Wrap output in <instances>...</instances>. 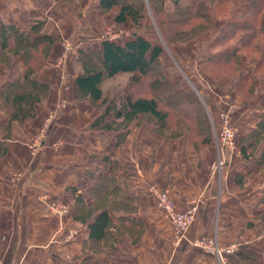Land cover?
<instances>
[{
    "label": "crops",
    "instance_id": "1",
    "mask_svg": "<svg viewBox=\"0 0 264 264\" xmlns=\"http://www.w3.org/2000/svg\"><path fill=\"white\" fill-rule=\"evenodd\" d=\"M40 1L0 0V21L22 31L46 21L44 32H55L59 37L49 66L40 76L51 86V94L44 106H37V118L9 124L7 114L0 110V146L6 147V153L0 154V264H81L85 255L98 264H231L239 249L258 242L264 245L260 220L264 213V172L243 161L240 152L224 153L225 165L218 170L219 153L214 144L195 155L184 149L181 140L166 142L149 133L136 152L132 148L134 132L117 147L110 134L90 129L95 108L90 102H80L75 75H64L65 66L55 62L63 39L77 49H100L109 39V30L103 27L108 16L98 9V0H74L71 5L64 1L61 16L51 13L55 1L46 11L39 8ZM167 7L171 10V5ZM127 25L132 26L131 21ZM67 64L72 68V60ZM4 72L0 65V73ZM3 83L1 79L0 99ZM209 86L205 91L214 97L213 110L231 109L233 121L241 129L253 127L264 113V94H258L251 106H238L234 104L241 99L237 93L226 96ZM50 115L53 119L48 124ZM46 124V131L41 133ZM39 136L40 144L35 142ZM104 167L137 197L134 215L145 228L141 242L121 260L91 251L87 225L75 220V212L80 211L76 194L68 191L79 186L77 193L82 194L86 205H92L94 179ZM129 168L132 177L127 173ZM238 175L245 182L243 189L235 185ZM154 189L167 192L177 212L196 210L183 238H177L169 217L159 209ZM62 206L67 211L60 215L56 208ZM126 215L116 213L114 222ZM202 239L213 240L225 249L235 246L236 250L220 259L193 246Z\"/></svg>",
    "mask_w": 264,
    "mask_h": 264
},
{
    "label": "trees",
    "instance_id": "2",
    "mask_svg": "<svg viewBox=\"0 0 264 264\" xmlns=\"http://www.w3.org/2000/svg\"><path fill=\"white\" fill-rule=\"evenodd\" d=\"M53 1L57 5L52 15L61 16L60 4L74 0H41L39 8L46 11ZM98 9L104 13L118 9L112 26L124 29L131 21L135 30L133 37L123 42L105 39L100 49H81L75 59L81 65L76 75L78 99L102 109L90 129L110 134L117 147L125 144L144 120L168 140L184 138L187 148L197 154L212 143L220 113L228 112L231 125L237 127L231 109L213 110L214 97L205 91L207 87L193 84L186 88L184 80L174 82L164 74V61H170L168 49L175 56L174 45L191 42L203 33H209L210 39L200 47L197 69L215 79L209 88L229 96L237 93L247 106L258 94H264V0H98ZM45 25L46 21H38L22 31L0 21V64L7 68L1 78L0 110L7 114L9 124L35 120L37 106L50 94L51 86L40 80V74L59 37L55 32L45 33ZM120 75H128L129 83L110 98L103 83ZM237 128L242 160L263 170L264 113L253 127ZM142 130L135 139L136 150L149 131ZM5 153L6 147L1 144L0 154ZM106 168L97 179L93 178L92 205H86L82 194L77 193L79 186L68 191L76 194L80 211L75 212V220L87 225L91 251L101 252L97 246L109 243L107 249L113 250L107 256L121 260L141 241L145 228L134 215L137 197ZM131 170H127L130 177ZM235 185L243 187L241 175L236 176ZM116 213L127 215L118 216L115 223ZM260 220L264 228V213ZM121 243L128 244L126 253L118 250ZM235 256L231 264H264V245L258 242L239 249ZM81 264L98 263L85 255Z\"/></svg>",
    "mask_w": 264,
    "mask_h": 264
},
{
    "label": "rangeland",
    "instance_id": "3",
    "mask_svg": "<svg viewBox=\"0 0 264 264\" xmlns=\"http://www.w3.org/2000/svg\"><path fill=\"white\" fill-rule=\"evenodd\" d=\"M75 1H79V0H75ZM68 2H69L70 5L73 3V1H68ZM115 13H116L115 10H113L110 13H105L108 16V18L104 21L103 27L105 29L109 30V39L110 40L119 41V42H123L126 39L132 38L133 37V32L135 31L132 26L126 25L124 27V29H119V28H115L114 26H112L111 22H112V18L114 17ZM220 25L221 24H218L216 26V28H219ZM209 39H210V34L206 32V33L201 34L198 38H196L195 40H193L191 42L174 45L172 48L174 50L173 52H174L175 56H173V53L172 54L169 53V49H168L167 53H168V56L170 58V61L166 60V59L164 61V64H165V66H164V68H165L164 74L168 75L169 77H171V80L174 81V82H177L178 81V80H176L177 77H180L179 78L180 80H184L186 82L185 83L186 88H189V87L193 86L191 84H194L195 87L196 86L200 87V86L203 85V86H205L207 88H208V85L210 84L211 87H213L215 79L212 76H210L209 74L202 73V72H200L197 69V57H198V53H199L200 47L204 43H206ZM58 40H59V38H58ZM61 47H62L61 53H60L59 57H57V59H56L57 61L55 62V64L57 66H65V68L63 69L64 75H75V77H76V75L79 72H81V65H80V63L77 64L75 59L78 57L79 51L81 49H77V47H74L70 40H64V39L61 42ZM51 54H52V52H51ZM51 54H50V56H51ZM50 56H49V58H50ZM49 58H48V60H49ZM71 60L73 62V65H72V68L68 69V67L66 65H68L67 62L71 61ZM0 65H2V67L4 66V70L5 71L7 70L5 65H3V64H0ZM47 66H49L48 61H47ZM247 67L249 69H251V66L247 65ZM45 68H43L42 72L45 70ZM42 72H41L40 76L42 75ZM0 75H2L0 77V81H1V78L3 77V75H5V72L4 73H0ZM198 75H201V76L203 75L204 78H200V76H198ZM185 76L189 77L190 80L187 81V78H185ZM190 81H191V83H190ZM128 83H129V76L128 75H120V76H118L117 78H115L113 80H105L104 83H103V89H104L105 93L108 95V97L113 98V97H115V95L118 92H120L123 89H125L127 87ZM217 91H218V89H217ZM50 94H51V91H50ZM50 94H49L46 102L48 101V99L50 97ZM226 96H229V95H226ZM239 96L241 97V99H239L238 101L235 100L234 104H236L238 106H241V105L242 106H247V105L244 104V100L245 99L241 95H239ZM82 101L90 102L88 100H81L80 102H82ZM45 103H43L40 106H44ZM91 105L95 108V111H96L95 116H94V120H95L100 115L102 109L97 107V106H95L92 103H91ZM251 105H249V106H251ZM51 116L52 115H50V117L46 121L48 124L52 122L53 118ZM50 120H51V122H50ZM92 122H91V124H92ZM47 127L48 126L46 124L40 130L41 133L46 131ZM142 129H148L149 131L140 140V143L138 144V147H137L138 149L136 150L135 145H134L135 144V139L137 138L139 132L143 131ZM219 131H220V125H219V128H214V136L212 138V143L211 144H214V146L217 148L218 153H219V160H221V159L224 160V153L230 152V153L234 154V153H238V152L237 151L231 152V151L226 149L221 144V142H220V132ZM158 132H159L158 130L157 131L154 130L153 124H151L148 120H144L140 127L134 128L133 131H132V133H133V135H132L133 136L132 148L134 149V151L139 152V149L141 148V143H142L143 139L149 133H153V134L163 138L166 142L169 141L167 138H164V136H161L160 134H158ZM237 136H238V134H237ZM177 140H181L182 141L183 147H184V149L186 151L192 152L189 148H187V146H186L187 142H186V140L184 138L177 139ZM189 143H190V141H189ZM209 146H207L203 151L199 152L198 154L194 153V152H192V153H194L195 155H201V154H203L205 152V150ZM238 149H239V147H238ZM238 151L240 152V150H238ZM219 160H218V162H219ZM215 168H217L216 165H215ZM218 170H220V169H218ZM261 171L264 172V169L261 170ZM244 184H245V182H243L242 189L244 188ZM199 241H201V240H199ZM196 242H198V241H196ZM196 242L193 243V246H195ZM108 244L109 243L103 244V245H98L97 248H99V251H102L104 253H109L113 249L112 250H111V248L107 249ZM117 248H118V250L120 252L126 253L127 252V248H128V244L127 243L118 244Z\"/></svg>",
    "mask_w": 264,
    "mask_h": 264
},
{
    "label": "built area",
    "instance_id": "4",
    "mask_svg": "<svg viewBox=\"0 0 264 264\" xmlns=\"http://www.w3.org/2000/svg\"><path fill=\"white\" fill-rule=\"evenodd\" d=\"M219 125H220V142L221 144L231 152L237 151L239 153V149L237 147V134L238 129L231 125L230 116L228 112H223L219 115ZM41 136H39L35 142L40 144ZM37 145V144H36ZM38 146V145H37ZM225 162L223 159L219 160L216 164L217 169L223 168ZM159 209L165 213L175 230L178 239H181L185 236L187 231L189 230L193 219L195 217V209H190L187 212L179 213L176 211L175 202L172 197L167 192H160L157 190H153ZM60 215H63L66 211V207L56 208ZM196 247H200L208 253L222 259L224 254H232L235 252L236 247L232 246L229 248H221L219 247L215 241L210 239H203L201 241L196 242Z\"/></svg>",
    "mask_w": 264,
    "mask_h": 264
}]
</instances>
